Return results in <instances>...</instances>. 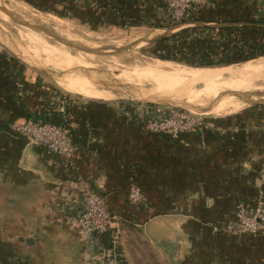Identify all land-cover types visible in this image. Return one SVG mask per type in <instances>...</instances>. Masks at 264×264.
I'll list each match as a JSON object with an SVG mask.
<instances>
[{
  "label": "crops",
  "instance_id": "1",
  "mask_svg": "<svg viewBox=\"0 0 264 264\" xmlns=\"http://www.w3.org/2000/svg\"><path fill=\"white\" fill-rule=\"evenodd\" d=\"M155 1L127 0L126 8L144 23L164 24ZM208 1L182 24L215 28L209 37L220 41L234 30L240 41L249 37L252 29L240 21L264 2ZM57 90L0 47V264H98L101 243L76 227L75 211L66 212L78 200L77 185L106 198L129 264H264V231L216 230L264 198V112L155 135L138 126L126 103L64 98ZM61 101L65 114L57 110ZM33 120L68 127L79 151L71 165L13 129ZM133 186L143 194L141 207L128 203Z\"/></svg>",
  "mask_w": 264,
  "mask_h": 264
},
{
  "label": "rangeland",
  "instance_id": "2",
  "mask_svg": "<svg viewBox=\"0 0 264 264\" xmlns=\"http://www.w3.org/2000/svg\"><path fill=\"white\" fill-rule=\"evenodd\" d=\"M92 2H93L92 0H87V2L81 0V4H84L86 7H90L93 11V13L91 12L87 14L83 10L73 11L71 8H68L67 6L60 4L51 5L49 6L50 9L49 11L46 10L43 11L39 9V6L42 7L44 6V3H41V0H0V26L2 27L6 35L11 37L12 41L14 39V42H18L23 48L27 49L29 55L37 59L52 60V61L60 60L70 67H75L77 65H80L82 67L86 66L87 68L94 69L98 72L108 73L114 79L129 84V86L133 85L137 88H144L151 92L153 91L154 93V91L157 90L156 88H154L156 82L154 80H151L147 77L140 75V70L143 72V70H145L150 65L151 66L155 65L157 61H163L157 58V55H163L162 53H159L157 50L158 39L164 38L169 35L173 36L177 33H181V31H184V29L187 28L183 26L178 29H175L172 32H166V30L164 29L154 28L153 26L154 24L152 25L147 23H140L142 20H139L140 22L138 21L136 22L133 19L130 20L132 21L131 23L129 22L125 25L119 19L120 17L118 14H116V12L110 11L111 10L110 8L108 9L101 8L96 5L95 1L93 4ZM121 2H122L121 0H109V5L117 6V5H121ZM206 2L207 3L205 4L204 7H206V5H208L209 3L208 0H206ZM35 4H37L38 6ZM263 6H264V2L258 4L255 10L252 12V14H250L249 16L253 18H257L259 15H262L260 13V10ZM155 7H157V5ZM52 9L55 10L56 12H53ZM9 13L13 15L15 20H13L9 16ZM197 15H199V13ZM96 18L97 19L105 18V20L107 21H103L102 23H99L94 21ZM160 21L158 22L157 20L155 22L161 24ZM24 22H26L27 24L29 23V25H32L33 27L32 26L28 27V25H25ZM184 22L177 23L170 19L169 20L165 19L162 20V23L164 24L161 25L174 27ZM205 32H207L205 34L208 35L205 36L204 39L211 40V44L215 45L216 52L217 54L220 55V57L225 53L226 50L225 47L234 46L236 44V41H240L237 35L239 32L238 31L235 32V30L230 34L231 37H229V41L228 38H226L225 41H220L218 38L216 39L213 38L214 36L209 37V34L213 33V31L206 30ZM22 34L26 36L27 40L25 39V36H24V40L22 39ZM52 34H56L57 36L62 37L63 40L65 39V42L60 41ZM70 43L78 44V46L79 45L85 46L87 50L81 49V47H75L74 45H70ZM48 45L49 47H51V49L48 47ZM0 47L4 48L8 53L16 57L11 51H9L5 47V45L1 41H0ZM22 50L23 49H21V52ZM174 51H177V47L176 48L174 47ZM219 55L216 56L219 57ZM79 57L81 59H78ZM177 59L179 60L165 61V62H169V64H173L171 66H173L174 68H178V66H180V68L182 69L187 68L190 70L206 69V68L192 67L190 63L192 61L193 62H197V61L191 55H189L188 58H186L187 60H185V58L182 57H178ZM18 60L21 61L20 59ZM84 62L90 64H86V63L84 64ZM261 62L263 63L261 64ZM26 66L29 67L33 73L39 74L42 79L46 80L51 85H54L58 89L57 91L62 93L64 98H66L67 96H75L85 99L88 98L100 99V100H107L112 102L126 103L129 105H133V104L137 106L143 105V104L131 102L129 100L130 99L129 97L121 96L117 93H113V92L110 93L107 91L103 92L102 90L99 89L97 90L87 89L81 86L76 81L71 82V84H75L76 86L83 88V90H85L87 93L91 94L93 92V94L91 96L88 95L86 96V95L77 94L75 92H70L65 90L61 86V82L58 81L59 77H54L53 75V74H60L61 73L60 70L49 67L48 70L52 74H47L45 72L36 70L28 65ZM227 66H231L234 69H239L247 73L248 72L252 73L253 71L249 70V68L264 66V57L254 59L246 63H233ZM214 67H223V66H214ZM216 69H223V68H216ZM221 77L228 78L229 75H225ZM225 83L226 82L223 80H218L217 83H215L214 85H210L212 88L206 87L211 89H206L205 86H203L205 84L203 85L196 84L191 88L189 96L186 99V103L191 102V104L192 103L198 104L202 102L201 100H206L211 98L209 96H212L213 94L217 93L219 90L224 89ZM203 89L212 90V91L210 92V94L207 95L200 94V92H202ZM98 92L104 93L105 96L103 98L99 97L100 94H97ZM225 92H229V91L225 90L223 93ZM246 94L249 95L250 99H255V100L264 99V92L259 91V92H254L252 94L251 93H246ZM236 98L237 101L235 102H237L238 104L240 102L241 104L237 110L225 111L216 114L215 112L216 108H215L208 113L205 114L202 113L198 115H204L206 120L208 119L212 121L215 119H225L226 117L238 115L249 110L253 111L254 109L256 111L264 112V106H252L251 104L245 102L244 100L238 97ZM256 113L257 112H254V114ZM117 245L118 246L120 245V241H118ZM96 249H97V253H96L97 256L95 257V261L98 264H121L117 260V257L113 255V253H110L108 255V249H106L105 246H101V247L98 246ZM122 259H124L125 264H129L124 258L123 252H122Z\"/></svg>",
  "mask_w": 264,
  "mask_h": 264
},
{
  "label": "built area",
  "instance_id": "3",
  "mask_svg": "<svg viewBox=\"0 0 264 264\" xmlns=\"http://www.w3.org/2000/svg\"><path fill=\"white\" fill-rule=\"evenodd\" d=\"M158 2L154 5H157L163 20L170 19L177 23L196 18L199 11L207 3L206 0H159ZM260 13L262 15L257 18H264V6L261 8ZM129 107L135 109L133 116L138 126L149 134L179 136L209 126L204 115L181 109L150 105L137 106L134 104L129 105ZM57 110L59 113L65 114L64 101H61ZM13 129L33 145L41 146L47 153L61 158L68 166L74 162L79 153L71 141L70 131L66 126L56 125L45 120H33L15 123ZM76 189L78 200L66 205V212L69 210L75 211L76 227L85 235L95 238L99 243H101L100 236L112 232L113 243L117 245L120 237V227L116 217L109 210L106 198L83 185H77ZM128 200L134 207H141L144 204L143 194L137 186L130 188ZM236 215V221L224 224L216 230L250 235L263 232L264 198L260 200L253 211H247L246 208L241 207ZM108 253H112V251L109 250Z\"/></svg>",
  "mask_w": 264,
  "mask_h": 264
},
{
  "label": "bare ground",
  "instance_id": "4",
  "mask_svg": "<svg viewBox=\"0 0 264 264\" xmlns=\"http://www.w3.org/2000/svg\"><path fill=\"white\" fill-rule=\"evenodd\" d=\"M9 16L13 20H15L12 14L9 13ZM24 24L28 25V27L32 26V25H29V23L27 24L26 22H24ZM0 31L3 33V34L0 33V40L6 43L14 53L18 54L29 64L33 66H38L39 68H44V69L52 67L57 70H60L62 73L65 72L64 76L58 78V81L61 82V86L65 90L70 91V92H75L81 95H86V96L87 95L91 96L93 94V92L91 94L87 93L85 90H83V88H80L79 86H76L75 84H71V82L76 81L81 86L87 89H91V90L99 89V90H102L103 92L107 91V92L112 93L111 91L101 89L98 86V84L95 83L96 80H100V79H95V77L116 80L110 74L98 72L94 69L87 68L86 66H85L86 68L80 65H77L75 67H70L60 60L52 61V60L37 59L29 55L27 49L23 48L18 42H14V39L12 41L10 36H8L10 38L9 39L1 26H0ZM24 36L25 35L22 34L23 40H24ZM25 39L27 40L26 36H25ZM49 48L51 49V47ZM21 49H23L22 52H21ZM78 59H81V58L79 57ZM85 63L90 64V63L84 62V64ZM262 63L263 62H261V64ZM171 65L173 64H169V62L157 61L155 65H152V66L150 65L145 70H143V72L140 70V75L147 77L151 80H154L156 82V85L154 88H156L157 90H155L154 93L172 94V93L178 92L179 93L178 97L171 101L172 102L174 101L175 103H178V104L180 103L190 108H193L194 110H196L195 112H193L195 114H202V113L205 114V113L212 111L215 108H216L215 109L216 114L222 113L225 111L237 110L241 104L240 102L239 104L235 102L237 101L236 100L237 98L234 94H241V95H244L245 97H249V95H247L246 93L252 94L254 92H259V91L264 92V77H263L264 76V66L249 68V70H252L253 72L247 73L245 71L234 69L232 67H227L223 69H215V70H212V68L191 69L190 70L187 68L182 69L180 68V66H178V68H174ZM225 75H229V77L228 78L221 77ZM218 80H223L226 82L224 89H221L217 93L213 94L212 96H209L211 97L209 99L201 100L202 102L198 104H195V103L191 104V102L186 103V99L188 98L190 90L193 86H195L196 84H200V85L205 84L203 85L205 86V88L211 87L210 85H214L215 83H217ZM126 85H129V84H126ZM130 87L137 88L133 85H131ZM211 88H206V89H211ZM158 90H161L162 92ZM225 90H228L229 92L223 93ZM211 91L212 90L203 89L202 92H200V94L207 95V94H210ZM97 94H100L99 97H102V98L105 96V94L101 92H98ZM226 99L227 100L231 99V100L227 101ZM251 101L259 102V101H264V99H260V100L251 99Z\"/></svg>",
  "mask_w": 264,
  "mask_h": 264
},
{
  "label": "trees",
  "instance_id": "5",
  "mask_svg": "<svg viewBox=\"0 0 264 264\" xmlns=\"http://www.w3.org/2000/svg\"><path fill=\"white\" fill-rule=\"evenodd\" d=\"M87 2V0H83ZM92 4L96 3L97 6L101 8L108 9L110 11L116 12L119 15V19L125 25L127 23H131L130 21L133 16H129L130 9L126 8V1L123 0L121 5H109V0H92ZM138 1V0H137ZM38 2V1H37ZM41 3H44V6H39L40 10L49 11V6L54 4L65 5L68 8H71L73 11L83 10L87 14L93 13L90 7H86L84 4H81V0H41ZM137 3V2H136ZM86 4V3H85ZM37 5V4H35ZM38 6V5H37ZM127 9V10H126ZM53 12H56L52 9ZM134 21L141 20L140 18H134ZM94 21L102 23L105 18L102 19H95ZM196 22H200L199 19ZM244 24H248V27L252 29L251 35L240 43H236L234 46L225 47V53L223 55L217 54L215 45L208 44L205 46L203 43V38L198 37V31L203 32L206 30L215 31V28H202V27H195V28H187L181 33H177L173 36L169 35L164 38L158 39L157 41V50L159 53L163 55H157L158 59L163 61H178V57L188 58L191 55L193 58L196 59L197 62H191L190 65L192 67L197 68H208L214 66H227L233 63H246L254 59H258L260 57H264V18H253L248 16L243 21ZM144 23V22H140ZM137 24V23H135ZM153 25V24H152ZM154 28L165 29L168 26L161 25L159 23H154ZM247 27V26H244ZM223 31H230L233 28H223ZM177 47V51H174V47ZM216 55H219L216 56ZM190 62V61H189ZM131 109V108H130ZM132 110V109H131ZM237 140V139H236ZM100 241L106 249L111 250L113 255L117 257V260L121 264H125L124 259H122V250L120 246L114 245L113 243V236L112 232H108L102 236H100Z\"/></svg>",
  "mask_w": 264,
  "mask_h": 264
},
{
  "label": "water",
  "instance_id": "6",
  "mask_svg": "<svg viewBox=\"0 0 264 264\" xmlns=\"http://www.w3.org/2000/svg\"><path fill=\"white\" fill-rule=\"evenodd\" d=\"M183 26H184V24H179L177 26L170 27V28H167L164 30H166V32H172L175 29H178V28L183 27ZM37 29H39V28H37ZM0 33L3 34L1 31H0ZM52 35L54 37H56L57 39H59L60 41L65 42V39L63 40L62 37L57 36L56 34H52ZM7 37H8V35H7ZM2 43L5 45V47L9 51H11L18 59H20L26 65H28V66L36 69V70H39L41 72H45L47 74H52L48 70L49 68L44 69V68H39L38 66H33V65L29 64L27 61H25L18 54L14 53L6 43H4V42H2ZM70 45H74L75 47H81V49L87 50L85 48V46H82V45L78 46V44H73V43H70ZM224 67H231V66L208 67V68L216 69V68H224ZM97 74H99V73H97ZM53 75H54V77L60 78V77L65 75V72H63V73L61 72L60 74H53ZM95 79H100V80H96V81L94 79L93 80L95 81L96 84H98V86L101 89H105V90L111 91L113 93H117L121 96H127L130 98L129 100L131 102H134V103L143 104V105H150V106H164V107L176 108V109H181V110L188 111L191 113L196 111L193 108H190L186 105H183L180 103L178 104V103H175L174 101L173 102L171 101V100L176 99L178 97V95H179L178 92L172 93V94H170V93L169 94H158V93L150 92L149 90H146L144 88L130 87L129 85H126L125 83L120 82L118 80L103 79L101 77H95ZM234 95L236 97L244 100L245 102L251 104L252 106H264V101H259V102L258 101H251V99L249 97H245L244 95H241V94H234Z\"/></svg>",
  "mask_w": 264,
  "mask_h": 264
}]
</instances>
